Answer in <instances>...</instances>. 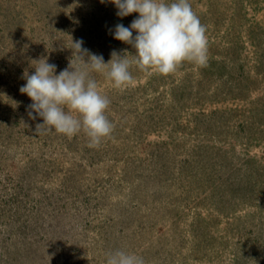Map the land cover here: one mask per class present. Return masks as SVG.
Wrapping results in <instances>:
<instances>
[{
	"label": "rangeland",
	"instance_id": "374dc122",
	"mask_svg": "<svg viewBox=\"0 0 264 264\" xmlns=\"http://www.w3.org/2000/svg\"><path fill=\"white\" fill-rule=\"evenodd\" d=\"M208 59L170 74L130 66L110 136L41 129L20 87L33 60L74 66L72 40L135 54L113 38L108 0H0V264H264V0H190ZM135 35V33H134ZM35 117V118H33ZM47 127V126H45Z\"/></svg>",
	"mask_w": 264,
	"mask_h": 264
},
{
	"label": "clouds",
	"instance_id": "9594fccd",
	"mask_svg": "<svg viewBox=\"0 0 264 264\" xmlns=\"http://www.w3.org/2000/svg\"><path fill=\"white\" fill-rule=\"evenodd\" d=\"M103 2V0H102ZM120 18L137 14L129 26L115 25L114 39L131 45L135 54L128 58L127 50L111 53L105 62L103 55L83 47V40H72L76 60L57 73V66L47 58L33 60L34 71L24 74L20 92L32 103L29 108L43 119L37 131H55L73 136L83 131L89 146H97L110 136L113 123L106 116L109 98L98 90L91 73L102 74L116 88L134 83L130 66L154 70L161 75L173 73L185 61L203 65L208 59L206 26L194 12L190 0H108ZM135 33V35H134ZM35 118V117H33ZM47 126V127H45ZM106 264H145L142 256L122 249L107 253Z\"/></svg>",
	"mask_w": 264,
	"mask_h": 264
}]
</instances>
